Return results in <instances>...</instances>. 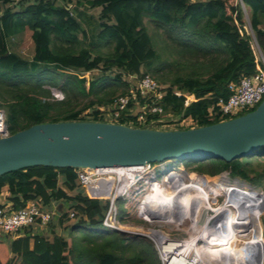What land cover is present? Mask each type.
Wrapping results in <instances>:
<instances>
[{
    "label": "trees",
    "instance_id": "1",
    "mask_svg": "<svg viewBox=\"0 0 264 264\" xmlns=\"http://www.w3.org/2000/svg\"><path fill=\"white\" fill-rule=\"evenodd\" d=\"M72 2L0 0V107L6 111L11 133L43 122L102 120V110L109 111V106L113 109L117 98L131 89L128 75L141 77L148 72L164 81L163 65L159 63L161 50L179 59L169 60L168 64L178 62L185 71L165 86L164 109L184 119L191 118L196 126L222 121L217 102L229 97V83L264 69L246 28L242 0H77L79 4L101 8L99 30L91 42L68 6ZM12 3L15 4L9 6ZM243 3L264 54V0ZM26 29L32 31L31 58L20 55L10 45L12 38ZM102 43L111 44L112 50L101 51ZM96 70L99 73L90 79L84 76ZM176 90L182 93L176 94ZM189 95L194 99L187 105ZM211 106L216 112L214 119L209 117ZM157 119L156 115L149 116L150 121ZM193 161L199 163L195 167L198 172L222 174L206 179L183 170L173 171L164 180L196 194L173 198L170 210L163 213L154 206L156 199L159 195H174L158 189L155 200L148 201L144 210L177 221H198L201 232L185 241L196 248L199 240L210 241L214 256H220L222 264L264 263L260 218L264 194L254 187L261 186L264 191V148L232 161ZM139 169L141 166L125 170ZM77 177L73 167L29 166L0 175V193L8 186V199L16 209L39 198L46 208L53 201H68V208L57 216L60 225H65L72 211L77 219L71 229L102 226L107 201L88 198ZM230 177H239L254 186ZM221 194L225 200L209 217L206 211L211 209V200L216 201ZM37 227L28 226L23 236L9 241V234L0 236V264H74V235L67 238L55 230L53 239H49L32 233ZM119 233L116 235L123 238ZM88 235L86 240L97 248L91 251V261L97 264H138L141 260L148 264L153 258L151 244L143 237L129 241L133 245H127L129 249L125 251L113 239Z\"/></svg>",
    "mask_w": 264,
    "mask_h": 264
},
{
    "label": "water",
    "instance_id": "2",
    "mask_svg": "<svg viewBox=\"0 0 264 264\" xmlns=\"http://www.w3.org/2000/svg\"><path fill=\"white\" fill-rule=\"evenodd\" d=\"M108 110L112 111V106ZM262 148L264 99L239 116L183 129L97 120L37 123L0 137V175L35 165L80 169L166 160L232 161Z\"/></svg>",
    "mask_w": 264,
    "mask_h": 264
},
{
    "label": "rangeland",
    "instance_id": "3",
    "mask_svg": "<svg viewBox=\"0 0 264 264\" xmlns=\"http://www.w3.org/2000/svg\"><path fill=\"white\" fill-rule=\"evenodd\" d=\"M14 5V4H13ZM75 16L81 21L83 28L87 31L88 33V42L94 41L96 39V35L99 30L98 23L100 21L99 15L101 8H92L89 6V4L83 3L79 4L77 0H73L72 3L68 5ZM245 19H246V28L247 30L251 33L253 37V43L254 47L257 51L258 56H261L263 53L258 41L256 39L255 32L252 30L251 26V21H250V16L249 12L247 10V7L245 5ZM11 49L19 53L20 55L26 57V58H31L33 53H34V44L32 40V31L30 29H26L24 32L21 34L15 36L11 40ZM99 49L103 52H109L112 50V45L111 44H105L102 43L99 45ZM161 60L160 64L163 65L162 68V75L164 76V81H159L163 86H169L171 84V81L173 78L178 74V73H184L185 71L181 70L179 66L177 65L178 62H175L173 65L168 64L167 62L169 60H179L176 56L172 55L171 53H166L161 50ZM191 68H188L187 71H190ZM144 71H146V67H144ZM99 73V71H92V72H87L84 74V76L87 77V79H90L92 75ZM148 73V72H147ZM150 74V73H149ZM130 84L132 85L134 83V80L131 78V81L128 79ZM49 87V86H48ZM138 103H131V107L129 109L124 110L121 112L120 117H113V120L116 122H121L124 120V123H127L129 125H136V126H148L144 125V121L138 120L137 114H140V112L143 110L139 109V104ZM137 107V108H136ZM90 113L91 110H88ZM153 114H147V119L149 120V116H152ZM154 116V115H153ZM100 117L102 120H108L110 118V115L108 114L107 111L102 110ZM158 117V122L154 124L153 128L156 129H183V128H189L192 126H195V123L190 119V118H182L181 116L174 115L170 112H166L164 114L156 115ZM11 132V130H10ZM196 161L193 160H170L168 162H165L162 164L165 166V168L169 169H176L174 172H178L179 169H183V171L188 174V175H200L201 177H206V179L209 178H214L216 176H211L208 174H204L201 172H198L195 170V167L198 165ZM160 165L156 164V167L151 169L148 173H146L143 178L136 183L132 188H131V194H132V200L128 203L129 207L138 204L142 197L146 194L149 193L152 182L156 179L161 178V169ZM142 169H139L138 171L131 172V174H139ZM181 170L179 172H181ZM222 174V173H221ZM219 174V175H221ZM228 176V175H227ZM229 177V176H228ZM231 180L234 179H240L243 180L239 177L233 178L230 177ZM245 181V180H243ZM247 182V181H245ZM174 182H171L169 179H166L163 181V185L165 184V187L167 188L168 191L163 190L162 192H170L174 196L181 195V196H194L196 194V191L191 190L189 193L186 191H182V187H174L172 186ZM186 183V182H185ZM249 183V182H247ZM250 184V183H249ZM252 185V184H250ZM254 186V185H252ZM257 187L259 190L262 191L264 194L263 189L258 186ZM76 193V192H74ZM155 194V192H154ZM225 200V197L221 194L217 197V200H211V205L210 208L206 211V214L209 217H212V215L215 214V208L220 206V204ZM117 207H118V215H119V221L123 225V229L118 231L121 232L120 235L123 236V238H119L117 234V230L104 227L102 226H97V227H91L88 225H82L80 227H75L74 229H71L74 227L76 223L77 216L71 217V212L69 214V220H65V225H60L59 220L56 218L51 221L47 226L49 228H56L59 232V234L64 235L65 237H70L71 233L74 235L73 241H74V264H97L96 260L95 262H92L91 258L92 257V249L93 251L96 250V245L91 244L86 238H88L89 233L91 235L96 236H105L107 239H113L115 244L122 249L125 248L124 250H128L133 243L129 242L131 240H141L145 238V241H149L151 244V247H149V251H151L152 259L151 262L148 264H162L161 262V256H160V251L158 250L157 245L155 244L154 240L152 237L147 236V234H150V229H157L161 230L163 233H169L172 238H175L177 240H171V241H183V240H188L192 235H196L201 232L202 230V225H199L196 221L192 222V219H186L185 221H177V219H174L172 217H165L161 216L160 214L155 215L152 214L151 217H149L150 222L154 223H149L148 221H145L141 219V217L138 216L137 212H133V215L130 216L128 212V207L126 206V202L123 200L122 196L119 197L116 201ZM261 222H262V233L264 231V209L262 210V213L260 214ZM167 221L169 222L166 224ZM171 223V224H170ZM98 232L99 234H97ZM116 232V233H115ZM140 233V234H138ZM88 235V236H87ZM135 236H140V238L133 239ZM95 237V238H96ZM264 238V234H263ZM158 240V239H157ZM136 244L138 241H135ZM210 241L206 240H199L198 242V248L201 252V255L204 259V262L206 264H222L224 261L222 258L218 255L214 256L213 248L210 247L209 243ZM142 244V243H141ZM129 248H128V246ZM137 247H144L143 245L137 244ZM91 247V249H90ZM116 247V246H115ZM89 248V249H88ZM96 248V249H95ZM264 253V252H263ZM125 254H128V252H125ZM94 261V260H93ZM138 264H144V262L141 260Z\"/></svg>",
    "mask_w": 264,
    "mask_h": 264
},
{
    "label": "built area",
    "instance_id": "4",
    "mask_svg": "<svg viewBox=\"0 0 264 264\" xmlns=\"http://www.w3.org/2000/svg\"><path fill=\"white\" fill-rule=\"evenodd\" d=\"M17 1L18 0H15V2ZM13 4L15 3L9 4V6ZM261 59L264 62L263 53L261 54ZM131 78L134 80V83L129 92L118 97L116 105L113 107L112 111H107L110 118L108 120L98 121L116 122L113 120V117H120L122 111L131 107V103H138L139 109L143 110V112L141 111L140 114H137V117L138 120L144 121V125L153 127L156 122L160 121L158 119L152 121L148 120L147 114L162 115L165 113L162 101L165 96L166 87L148 73L141 77H138L135 74L127 76V80L129 79L131 81ZM228 88L230 91L229 97H221L217 102L220 117L223 120L254 110L262 102L264 99V69L253 75L244 76L237 81H231ZM181 93V90H176V94L180 95ZM193 99L194 97L189 95L187 105ZM215 113L214 106H211L209 108V117L214 119ZM10 134L11 132L7 122L6 111L4 108L0 107V137H5ZM168 161L170 160L136 165L141 166L142 169L138 176L131 174V170L126 171L124 168L119 169L117 167L80 168L77 169V179L79 186L88 198L107 201L108 205L104 211L102 219L103 226L120 231L123 229V225L119 221L116 201L121 196L126 202L130 216H132L135 211L141 219L148 221L149 223H154L149 220V217L152 215L149 212L144 211V209L149 198L154 195L155 189H159L160 192L163 190L168 191L165 184L163 185L164 178L166 176H171V173L176 171V169L165 168V166L162 165ZM156 164L161 166V178L152 182L149 193L144 195L138 204L129 207L128 203L132 200L131 188L138 183L146 173L156 167ZM180 170L181 169H179V171ZM58 215L59 213L57 212V209L53 207L46 208L40 198L29 200L26 206L17 209L0 205V232L9 235H17L22 229L31 225L47 226L52 220L56 219ZM70 215L71 217H74L75 213L72 212ZM164 222H166V224L169 223L167 221ZM153 231H160L169 240H177L172 238L169 233H163L161 230L157 229H150V234H147V236L153 237L155 234ZM153 240L160 251L162 264H166L169 257H163L159 243L154 237Z\"/></svg>",
    "mask_w": 264,
    "mask_h": 264
},
{
    "label": "bare ground",
    "instance_id": "5",
    "mask_svg": "<svg viewBox=\"0 0 264 264\" xmlns=\"http://www.w3.org/2000/svg\"><path fill=\"white\" fill-rule=\"evenodd\" d=\"M129 167H133V166H125V167L119 166L117 168L126 169ZM138 175L139 174H135L134 176H138ZM218 176H221V175H218ZM224 176H227V175L224 174ZM157 191L158 189H155V194L157 193ZM154 195H152L151 198H149V201L155 200L153 199ZM177 196H181V195H177ZM177 196L159 195V198L156 199L154 206L157 208L158 211L167 213L170 210L172 199L176 198ZM153 232L155 234L154 236L153 235L152 236L156 240L158 239L157 242L159 243L163 257H166V256L169 257L168 258L169 260L166 262V264L205 263L198 247L197 248L194 247L193 245L189 244L185 240L184 241H171L166 236H164L160 231H153Z\"/></svg>",
    "mask_w": 264,
    "mask_h": 264
},
{
    "label": "crops",
    "instance_id": "6",
    "mask_svg": "<svg viewBox=\"0 0 264 264\" xmlns=\"http://www.w3.org/2000/svg\"><path fill=\"white\" fill-rule=\"evenodd\" d=\"M69 194L73 195L74 191H68ZM9 190H8V186L5 187L3 189V191L0 193V205L6 206V207H13L12 202L8 199L9 198ZM69 202L68 201H53L51 204V207L57 209V212L59 213V215L65 211V209L68 208ZM37 227V226H35ZM26 228L22 229V231L20 233H18L17 235H9V239H15L17 237L23 236L24 235V231ZM57 230L56 228H49V226H38L36 228V231L32 232V233H38L41 235L46 236L49 239H53L54 237V231ZM57 233L59 232L58 230L56 231ZM5 233L0 232V236H3ZM59 234V233H58ZM8 243V242H7ZM33 243V240H32ZM9 245V244H7Z\"/></svg>",
    "mask_w": 264,
    "mask_h": 264
}]
</instances>
